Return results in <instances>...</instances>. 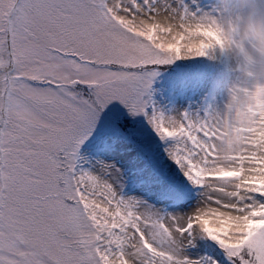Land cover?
Masks as SVG:
<instances>
[{
  "label": "snow or ice",
  "instance_id": "6c2138e0",
  "mask_svg": "<svg viewBox=\"0 0 264 264\" xmlns=\"http://www.w3.org/2000/svg\"><path fill=\"white\" fill-rule=\"evenodd\" d=\"M198 0H0V264H264V112L168 114L158 66L209 57ZM143 114L172 161L169 210L78 166L101 113ZM202 244L206 249H189Z\"/></svg>",
  "mask_w": 264,
  "mask_h": 264
},
{
  "label": "clouds",
  "instance_id": "9594fccd",
  "mask_svg": "<svg viewBox=\"0 0 264 264\" xmlns=\"http://www.w3.org/2000/svg\"><path fill=\"white\" fill-rule=\"evenodd\" d=\"M211 9L213 99L222 96L238 114L264 112V0H211Z\"/></svg>",
  "mask_w": 264,
  "mask_h": 264
},
{
  "label": "rangeland",
  "instance_id": "374dc122",
  "mask_svg": "<svg viewBox=\"0 0 264 264\" xmlns=\"http://www.w3.org/2000/svg\"><path fill=\"white\" fill-rule=\"evenodd\" d=\"M199 4L201 7L204 8H211V0H207L206 3H201V0H198ZM185 64L186 66H191L189 70H186V66L183 65ZM171 65L172 69L173 67L177 68V71H172L171 70ZM216 67H218V63L215 59L212 58V56L209 57H187V58H178L175 59L169 63L160 65V67H157L156 69V75L152 79V84L151 87L153 88L156 96H159L160 90H162V86L168 87L169 85H175V88L178 89L179 86L181 87H186L187 84H185L186 80L192 79L195 76L196 77H203L205 80L209 81L213 75L216 73ZM184 68V69H183ZM183 82V83H182ZM182 83V84H181ZM159 90V91H158ZM196 100V104H192V107H186V103H179L178 107V112L177 113H182V112H190V113H203L205 108L208 107H213L216 109H220L223 107V97L218 95L217 101L213 103L210 106L207 107H201V104L198 99ZM167 102V95L162 94L161 97L156 99V104L157 108L160 109L161 111H164L165 113H169V108L167 105H165ZM181 102V100H180ZM105 116L111 117V116H116V115H129L133 119V121L136 123V127L134 129L133 134L137 138H141L144 143L150 142L151 140H157L159 137L156 135V133L148 131V128H151V126L148 124L145 116L143 114H131L125 108L123 105H121L119 102H112L110 105H108L104 111L102 112ZM176 113V114H177ZM101 132H115L111 135L110 137L107 136H102L100 138H95L98 137ZM91 138H94V140L90 141L87 145H84L83 150L85 151V147H90L91 144L94 143H106L108 141L112 146H115L117 144L120 145L119 149H112L110 148L107 153L102 155L97 161L93 162V164L88 167L89 171L92 172H97L100 168L101 165H109L113 166L116 169L119 170L120 175H121V185L125 183L130 177H134L133 175V167L137 166L141 161L138 159L136 153L137 148L132 147L129 145L127 142L129 141V138L126 134L120 132L115 124L113 122H109L106 117L101 115L100 119L97 122L96 127L93 129V132L89 137L84 141L87 142ZM116 140L117 142L114 144L112 141ZM141 141V140H140ZM83 142V143H84ZM157 142V141H156ZM123 146V148H122ZM156 146V144H155ZM165 146L163 147H155V152H154V164L151 162L149 165L153 169L156 164H159L160 167H162L165 172L164 173L167 177L171 175L172 171V161H170L167 157L166 152L164 151ZM158 167V169L161 171L162 168ZM87 168V170H88ZM149 168L146 169V171H137L136 175L139 177H143L146 180L147 179H153L155 181L154 186H149L148 184H145L144 187H142V196L141 198H146L149 201L153 200L155 195H154V190L155 193H167L168 191H172L173 186H170V183L167 181L165 182H160L156 179V176L152 173L149 172ZM132 173V174H131ZM187 185V184H185ZM157 195V194H156ZM164 205L165 204H161ZM171 206V205H170ZM169 206V208H171ZM168 208V206H166ZM199 250L200 251H205L206 249L202 247V244L199 245ZM197 248L193 247L189 249V251H196Z\"/></svg>",
  "mask_w": 264,
  "mask_h": 264
},
{
  "label": "bare ground",
  "instance_id": "6f19581e",
  "mask_svg": "<svg viewBox=\"0 0 264 264\" xmlns=\"http://www.w3.org/2000/svg\"><path fill=\"white\" fill-rule=\"evenodd\" d=\"M217 100V99H216ZM178 112V104H174L170 110H169V113L170 114H176ZM125 197H135V198H138V199H141V200H144V201H147V199H144V198H141V194H140V190H137V191H134L132 192L131 194H128L126 195ZM148 202V201H147ZM149 203L151 204H155L157 206H160L159 205V202L155 201L154 199L149 201ZM164 206V205H163ZM180 206V204H178L177 206H172L171 208H169V210H172V209H175V208H178ZM199 243L196 245V248L199 247ZM203 247V246H202Z\"/></svg>",
  "mask_w": 264,
  "mask_h": 264
}]
</instances>
